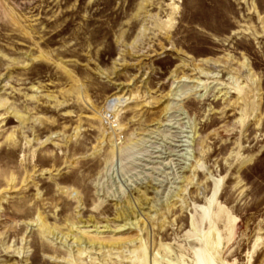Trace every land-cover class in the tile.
Instances as JSON below:
<instances>
[{
    "label": "rangeland",
    "instance_id": "rangeland-1",
    "mask_svg": "<svg viewBox=\"0 0 264 264\" xmlns=\"http://www.w3.org/2000/svg\"><path fill=\"white\" fill-rule=\"evenodd\" d=\"M0 264H264V0H0Z\"/></svg>",
    "mask_w": 264,
    "mask_h": 264
},
{
    "label": "bare ground",
    "instance_id": "bare-ground-1",
    "mask_svg": "<svg viewBox=\"0 0 264 264\" xmlns=\"http://www.w3.org/2000/svg\"><path fill=\"white\" fill-rule=\"evenodd\" d=\"M240 89H242V88H239V89H237V91H240ZM246 90H248L247 92H246V95L244 94L243 95V98H246L245 100L243 99V101H246L247 102V99H251L252 97H249V94H253L254 93V89H253V86H250L248 89H246ZM239 94H242V91H240L239 92ZM246 102H244V103H246ZM123 103H125V102H123V99H115V100H112L111 102H110V105L111 106H113V108H111V109H115L116 110V108L118 107V106H120V105H123ZM248 104V103H247ZM237 106V105H236ZM247 106V105H246ZM247 109V108H246ZM114 117V116H113ZM215 195H216V193H215ZM41 218V217H40ZM39 221L37 222V225H38V227H39V231H40V234H41V236L43 235L44 237L45 236H47V237H52V239L54 240V239H56V241H58V240H61L62 242H63V239H60L59 238V236L58 235H56L55 234V232H54V230L53 229H51V228H49L47 225H46V223L43 221V219H38ZM130 225V224H129ZM125 227V226H124ZM72 236V235H71ZM69 238V237H68ZM52 240V241H53ZM73 240H74V238H73ZM66 241H67V239L65 240V243H66ZM83 242V239L82 238H80V237H78V238H76V241H75V243H77V244H80V243H82ZM68 245V244H67ZM74 245V244H73ZM110 246V245H109ZM112 247H114L113 246V244L111 245ZM68 248V247H67ZM90 248V247H89ZM91 248H93V249H95L96 250V248H98V244L96 245L95 243H93L92 245H91ZM90 248V249H91ZM114 248H116V247H114ZM87 249V248H86ZM86 249H84V251H86ZM99 249H100V251H102L104 248H102V246L101 247H99ZM71 257V256H70ZM63 261V260H62ZM66 261V260H65ZM69 261V260H68ZM72 262V261H71Z\"/></svg>",
    "mask_w": 264,
    "mask_h": 264
}]
</instances>
